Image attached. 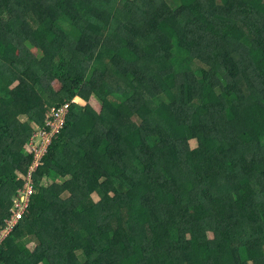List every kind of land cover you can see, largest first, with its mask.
I'll return each mask as SVG.
<instances>
[{
  "label": "trees",
  "instance_id": "1",
  "mask_svg": "<svg viewBox=\"0 0 264 264\" xmlns=\"http://www.w3.org/2000/svg\"><path fill=\"white\" fill-rule=\"evenodd\" d=\"M0 264H264V0H0Z\"/></svg>",
  "mask_w": 264,
  "mask_h": 264
},
{
  "label": "built area",
  "instance_id": "2",
  "mask_svg": "<svg viewBox=\"0 0 264 264\" xmlns=\"http://www.w3.org/2000/svg\"><path fill=\"white\" fill-rule=\"evenodd\" d=\"M76 101V99H75ZM78 102V101H76ZM70 110V103L66 104L60 109H54L51 114H48L44 125H39L34 132L32 138H40L43 141L44 147L41 150H34L31 153H28L30 156H33V162L28 168L27 174L23 177L24 181L28 184L22 190H19V195L14 198L13 207L11 213L18 219L21 218L25 208L28 206L29 197L33 194L32 188V174L37 171L39 167L43 165L42 160L47 154L48 149L51 144L54 143L56 137H58L61 132L65 129V120L66 115ZM31 138V139H32ZM30 139V140H31ZM30 142V141H29Z\"/></svg>",
  "mask_w": 264,
  "mask_h": 264
},
{
  "label": "rangeland",
  "instance_id": "3",
  "mask_svg": "<svg viewBox=\"0 0 264 264\" xmlns=\"http://www.w3.org/2000/svg\"><path fill=\"white\" fill-rule=\"evenodd\" d=\"M46 83H51L53 86H55L57 89L61 88V84L60 82L55 79L54 76H47L45 79ZM76 101L84 103L85 102L83 100H81L80 98H77ZM90 103L94 106L95 110H97L98 112H101L102 110V106L101 103H99L96 99L92 98ZM30 142L26 145L25 149L28 153L33 152L34 150H41L44 147L43 141L40 138H36V136H34L31 140H29ZM194 146V145H193ZM26 183V182H25ZM28 184H25V187ZM19 193V191H18ZM95 199L99 202V198L97 196H95Z\"/></svg>",
  "mask_w": 264,
  "mask_h": 264
},
{
  "label": "clouds",
  "instance_id": "4",
  "mask_svg": "<svg viewBox=\"0 0 264 264\" xmlns=\"http://www.w3.org/2000/svg\"><path fill=\"white\" fill-rule=\"evenodd\" d=\"M29 143V142H28ZM13 207V206H12ZM10 213H11V210H10Z\"/></svg>",
  "mask_w": 264,
  "mask_h": 264
}]
</instances>
